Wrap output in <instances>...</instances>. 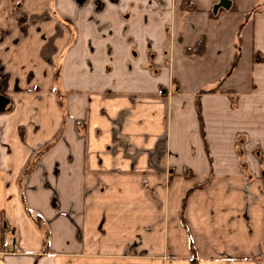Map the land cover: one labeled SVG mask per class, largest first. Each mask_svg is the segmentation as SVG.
Returning a JSON list of instances; mask_svg holds the SVG:
<instances>
[{
	"label": "crops",
	"instance_id": "1",
	"mask_svg": "<svg viewBox=\"0 0 264 264\" xmlns=\"http://www.w3.org/2000/svg\"><path fill=\"white\" fill-rule=\"evenodd\" d=\"M220 1L0 0V264H264V0Z\"/></svg>",
	"mask_w": 264,
	"mask_h": 264
},
{
	"label": "water",
	"instance_id": "2",
	"mask_svg": "<svg viewBox=\"0 0 264 264\" xmlns=\"http://www.w3.org/2000/svg\"><path fill=\"white\" fill-rule=\"evenodd\" d=\"M231 8V2L229 0H221L218 5L214 7V13H217L220 9L229 10ZM7 106V101L0 95V112L4 111Z\"/></svg>",
	"mask_w": 264,
	"mask_h": 264
},
{
	"label": "trees",
	"instance_id": "3",
	"mask_svg": "<svg viewBox=\"0 0 264 264\" xmlns=\"http://www.w3.org/2000/svg\"><path fill=\"white\" fill-rule=\"evenodd\" d=\"M204 47H205V40H202V41L197 45L196 48H194V49H187V50L185 51V54H186L187 56L201 55V54H203V52H204ZM238 60H239V56H238V53H237V54H236V57H235V60H234V62H233L232 68H235V67H236Z\"/></svg>",
	"mask_w": 264,
	"mask_h": 264
}]
</instances>
